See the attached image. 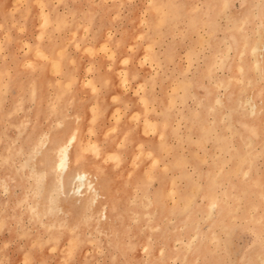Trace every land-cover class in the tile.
Here are the masks:
<instances>
[{"label":"rangeland","instance_id":"374dc122","mask_svg":"<svg viewBox=\"0 0 264 264\" xmlns=\"http://www.w3.org/2000/svg\"><path fill=\"white\" fill-rule=\"evenodd\" d=\"M0 264H264V0H0Z\"/></svg>","mask_w":264,"mask_h":264},{"label":"bare ground","instance_id":"6f19581e","mask_svg":"<svg viewBox=\"0 0 264 264\" xmlns=\"http://www.w3.org/2000/svg\"><path fill=\"white\" fill-rule=\"evenodd\" d=\"M239 67L241 68V66ZM255 107V105H251V112L254 111ZM48 136V134L45 135L46 140L42 139L41 136H38L29 147V150L32 152L33 159H38L37 162L44 165V171H42V174H49L51 177V181L45 190L46 195L38 202V207L41 204L44 212H48L50 209H58L56 194L66 192L65 189L67 188V192L73 195L80 194L83 196L82 205L80 207L82 209L81 211L89 209L94 210L93 205L98 201V193L95 187L94 178H99V176L96 173H91V171L86 168L83 162L81 149L75 146V130L64 132L63 135H60L58 138H54L53 140H51ZM47 140H49V144H47ZM82 148L84 149V147ZM43 151H45L44 154L39 157ZM95 155L97 156V154ZM32 162L34 163V161ZM104 205L105 204H103V206ZM38 210L39 208L35 210L36 214H38ZM97 210L98 213H101L105 209L100 206V208L97 207Z\"/></svg>","mask_w":264,"mask_h":264}]
</instances>
